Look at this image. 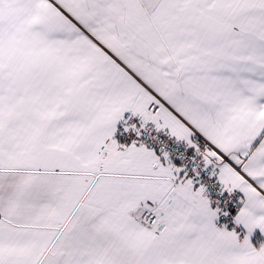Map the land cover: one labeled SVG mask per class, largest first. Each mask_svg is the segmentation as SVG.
I'll return each mask as SVG.
<instances>
[{"label": "snow or ice", "instance_id": "obj_1", "mask_svg": "<svg viewBox=\"0 0 264 264\" xmlns=\"http://www.w3.org/2000/svg\"><path fill=\"white\" fill-rule=\"evenodd\" d=\"M0 264H264V0H0Z\"/></svg>", "mask_w": 264, "mask_h": 264}]
</instances>
